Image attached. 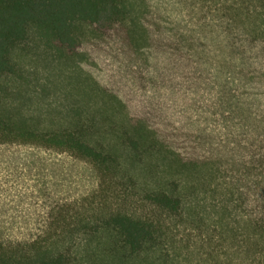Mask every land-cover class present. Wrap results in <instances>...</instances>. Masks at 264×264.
I'll use <instances>...</instances> for the list:
<instances>
[{"label":"trees","instance_id":"16d2710c","mask_svg":"<svg viewBox=\"0 0 264 264\" xmlns=\"http://www.w3.org/2000/svg\"><path fill=\"white\" fill-rule=\"evenodd\" d=\"M240 1L0 0V150L96 175L27 236L0 223V264H179L169 239L196 231L264 264V0ZM33 46L96 63L99 99L46 123L24 113L10 96Z\"/></svg>","mask_w":264,"mask_h":264},{"label":"rangeland","instance_id":"374dc122","mask_svg":"<svg viewBox=\"0 0 264 264\" xmlns=\"http://www.w3.org/2000/svg\"><path fill=\"white\" fill-rule=\"evenodd\" d=\"M16 56L24 83L20 87L22 97L10 98L17 101L24 113L35 112L37 121L62 119L63 108L84 104L86 107L87 102L99 99L93 90L87 95L94 83L101 80L98 65L89 59H83L78 67L77 61H57L34 46L18 50ZM95 186L96 175L84 161L27 146H6L0 150V223L4 224L1 229L12 237L27 236L43 222L56 202L72 200ZM174 236L168 242L172 246L169 252L179 255V264H241L242 256L233 252L230 241L205 239L197 231Z\"/></svg>","mask_w":264,"mask_h":264}]
</instances>
